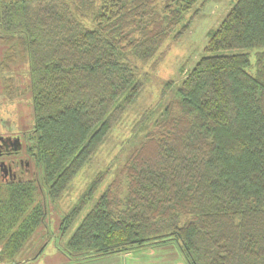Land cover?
I'll return each instance as SVG.
<instances>
[{
	"label": "trees",
	"instance_id": "1",
	"mask_svg": "<svg viewBox=\"0 0 264 264\" xmlns=\"http://www.w3.org/2000/svg\"><path fill=\"white\" fill-rule=\"evenodd\" d=\"M197 2L0 0V93L30 108L27 150L40 169L0 182V262L41 253L43 240L28 249L40 225L47 234L44 195L58 197L90 159L139 94L138 64L181 35L188 22L174 30ZM176 93L69 236L65 256L174 240L187 264H264V0L231 4Z\"/></svg>",
	"mask_w": 264,
	"mask_h": 264
},
{
	"label": "rangeland",
	"instance_id": "2",
	"mask_svg": "<svg viewBox=\"0 0 264 264\" xmlns=\"http://www.w3.org/2000/svg\"><path fill=\"white\" fill-rule=\"evenodd\" d=\"M234 1L198 0L192 9L185 13L182 22L174 30L175 32L183 23L188 22L181 35L175 39L172 38V34L162 45L163 49L158 53V57L156 56L147 63L138 64L139 76L143 79L139 94L126 107L119 121L60 195L54 199H49L46 194L44 195L48 206L46 205L42 226H46L47 234L44 239L37 232L41 229L40 225L34 234L33 240L29 242L31 246L28 249L29 255L36 250L42 240L44 241L43 245L50 241L45 250L51 245L57 246L58 249H64L69 236L94 200L119 170L125 158L138 146L144 133L160 117L164 106L175 99L177 86L195 61L204 54L208 31L219 24ZM250 52V59L253 62V50ZM0 91H2L1 85ZM32 124V115L27 105L22 102L10 101L0 93V135L19 134L24 131L28 133L32 128ZM32 166L31 174L38 175L39 167L33 164ZM104 172H106L104 177L92 194L93 198L68 225H63L66 214L83 197L98 175ZM39 184L41 185V182ZM172 241L171 248L168 249V256H181L184 259V264H187L178 243ZM17 256L15 260L21 263L16 264H31L30 260L37 255L35 251L34 255H30L29 258L25 257L24 260H22L20 254ZM0 264L9 263L2 261Z\"/></svg>",
	"mask_w": 264,
	"mask_h": 264
},
{
	"label": "crops",
	"instance_id": "3",
	"mask_svg": "<svg viewBox=\"0 0 264 264\" xmlns=\"http://www.w3.org/2000/svg\"><path fill=\"white\" fill-rule=\"evenodd\" d=\"M48 243L43 246L39 255L30 260L31 264H184V259L181 256H168V249L171 248L172 240L150 242L103 255L84 254L77 258L65 256L62 248L58 249L57 246L51 245L45 250Z\"/></svg>",
	"mask_w": 264,
	"mask_h": 264
},
{
	"label": "flooded vegetation",
	"instance_id": "4",
	"mask_svg": "<svg viewBox=\"0 0 264 264\" xmlns=\"http://www.w3.org/2000/svg\"><path fill=\"white\" fill-rule=\"evenodd\" d=\"M27 135L26 131L0 135V182L21 179L31 174L32 164H35L27 150Z\"/></svg>",
	"mask_w": 264,
	"mask_h": 264
}]
</instances>
